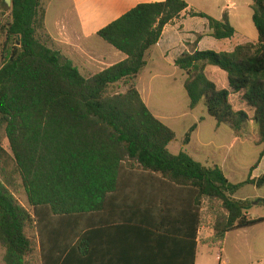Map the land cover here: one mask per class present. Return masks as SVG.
Here are the masks:
<instances>
[{
  "label": "trees",
  "instance_id": "1",
  "mask_svg": "<svg viewBox=\"0 0 264 264\" xmlns=\"http://www.w3.org/2000/svg\"><path fill=\"white\" fill-rule=\"evenodd\" d=\"M187 7L184 0L139 4L99 30L97 36L126 59L85 78L53 49L41 0H11L8 19L0 17V135L8 144L5 149L0 143L3 264H96L95 214L106 211L110 199L119 201L136 171L193 193L191 264L204 201L219 203L222 211L212 227L215 242L264 222V217L246 218L254 200L234 198L245 186L264 187V174L251 178L264 155V0L251 5L256 43L231 52L199 51L203 35L196 34L174 61L186 75L190 109L203 104L217 125L235 132L250 122L256 125V145L263 150L245 181L232 184L219 166H205L184 151L171 154L167 146L175 140L174 131L151 114L135 87L147 52ZM187 14L207 20L209 36L216 40L235 34L227 13L219 20ZM215 69L226 76L223 86ZM117 83H125L126 91L110 94ZM195 128L185 134L184 145ZM18 182L31 212L14 196ZM256 202L264 205V199ZM151 209L172 216L176 200L153 201ZM130 247L134 254L135 243ZM143 263L134 256V264Z\"/></svg>",
  "mask_w": 264,
  "mask_h": 264
},
{
  "label": "crops",
  "instance_id": "2",
  "mask_svg": "<svg viewBox=\"0 0 264 264\" xmlns=\"http://www.w3.org/2000/svg\"><path fill=\"white\" fill-rule=\"evenodd\" d=\"M163 1L165 0H41L45 10L44 26L53 41V49L71 62L85 78L126 59L123 53L104 41H99L97 36L99 30L139 4ZM184 1L187 3V10L164 27L157 44L147 52L146 66L135 79V87L151 114L174 131L175 140L167 146L171 154L184 151L205 166H219L229 182L238 184L248 178L250 168L258 160L263 148L260 149L257 158L248 164L247 152L242 149L241 131L235 132L228 127L230 133L227 134L222 129L224 124L217 125L207 114L206 109L203 111L201 109L199 117L193 116V120L185 124L184 113H193L202 108L201 104L190 109L186 92L182 95V98H187L184 101L186 108H180L175 97L156 100L152 80L156 73L168 68L172 75L180 76V83L183 86L186 75L174 66V61L187 49L186 43H194L196 34L203 35L197 44L199 51L231 52L237 45L256 43L258 37L255 28L252 27V3L246 0ZM190 11L204 13L216 20L221 19L223 13H227L229 23L235 30L234 36L222 40L210 37L207 20L188 16L187 13ZM118 84L120 83L115 85ZM125 91L126 89L122 93ZM194 124L196 128L191 134L190 141L184 145V136ZM178 126H182L179 134ZM219 132L225 133L226 137ZM262 173L264 174V155L252 171L251 178L256 179ZM242 175L245 177L244 180H239L238 177ZM261 189L264 187L258 189L254 186H245L234 195V198L239 201L263 199L250 194L252 190ZM243 190H247V194L238 195ZM169 198L176 200V213L168 216L152 212L153 201H166ZM189 202L193 206L192 192L170 188L151 176L136 171L122 188L119 201L115 198L110 199L106 211L95 214L96 264H134V256L143 259V264H191L194 225L193 216L188 213ZM246 218L253 217L247 212ZM201 236L203 228L198 224L194 264H200L201 246L215 248L219 252L216 257L219 264L230 263L229 259H222V254L226 252H230L233 258L248 253L253 261L262 260L261 257L264 259V222L250 228L228 232L217 245L209 241L201 245L203 240ZM133 242L134 254L130 253V244Z\"/></svg>",
  "mask_w": 264,
  "mask_h": 264
},
{
  "label": "rangeland",
  "instance_id": "3",
  "mask_svg": "<svg viewBox=\"0 0 264 264\" xmlns=\"http://www.w3.org/2000/svg\"><path fill=\"white\" fill-rule=\"evenodd\" d=\"M246 1H248L249 3H252V0H246ZM9 9H10V7L6 6L4 4L3 0H0V15H2L0 17H1L2 22H4L5 20L8 19ZM252 27L254 29L253 24H252ZM254 31H255V29H254ZM239 32H241V31H239ZM244 32H247V30H244ZM255 33H256V31H255ZM98 39H99V41H103L100 38H98ZM215 70L219 73L218 74L219 79L217 81V84L219 86H223V83H225V81H226V76H225V74H223L219 70H217V69H215ZM152 88H153V91L155 92L154 98H156V100H158V99L164 100V99H168L169 97H175V100L177 101L179 107L180 108H183V107L186 108V105H185L186 102H184V101H186L187 98H185V99L182 98V95H185V90L180 83V76L179 75H177V76L172 75V72L169 71L168 68H163V70H160V72L155 74V76L153 77V80H152ZM125 89H126L125 83H120L118 85L111 86L109 89V92H110V94L122 93ZM235 102H237V101L235 100ZM201 106H202V108L201 107L198 108L193 113H190V112L184 113V116H186L183 119L184 121H186L185 124H187L191 120H193V116L199 117L201 115V109H202V111L205 109V107L202 104H201ZM222 127H223L222 129H224V131L227 134L230 133L229 132L230 129L228 128V126L223 125ZM177 130H178L177 134H179L182 130V126H180V127L178 126ZM206 132H207V130H206ZM219 133L225 135V133H222V132H219ZM241 136L243 138L242 149L247 152V162H248V164H251V162H253L257 158L260 149L263 148L262 146L256 145V139H257L256 125L252 122L248 123L245 126V128L241 130ZM225 137H226V135H225ZM0 143L5 149L8 148L7 141L2 135H0ZM174 145H177V144H174ZM237 148H239V145H237ZM244 178H245L244 175H242L241 177H238L239 180H244ZM245 194H247V190L241 191L238 195H245ZM250 194H252V196H254V197L264 199V189L252 190V193H250ZM14 196H15L16 200L25 209H27L28 211L31 212V208L29 207L28 202H27L26 194H25L23 188L20 186L19 182H18L17 191L15 192ZM248 201L250 202L253 200H248ZM254 201H255V199H254ZM252 203H251V206L249 207V209L247 210L248 214L253 218L264 216V205L259 204L257 202H256V204H252ZM221 214H222V211H220V209H219V203H217V202L210 203L208 201H204L202 212H201V227L203 228V236H201L203 240L201 241V245L206 241L205 239H210L209 242L211 244H214V245H217L219 243V242H215L212 240L213 239L212 238V227L214 224L215 217L220 216ZM218 254H219V252L215 248H204L201 246V250H200V254H199V263L200 264H219L218 261L216 260V257ZM2 256H3V250L0 248V264H2ZM258 256H260V255H258ZM225 258L230 260L229 264H264V261H262L264 259L262 257H261L262 260L254 259L255 261H253V260H251V258H252L251 255H249L248 253H242V254L236 256L235 258H233L231 256L230 252H226L225 254H222V259H225ZM256 260H258L259 263Z\"/></svg>",
  "mask_w": 264,
  "mask_h": 264
},
{
  "label": "water",
  "instance_id": "4",
  "mask_svg": "<svg viewBox=\"0 0 264 264\" xmlns=\"http://www.w3.org/2000/svg\"><path fill=\"white\" fill-rule=\"evenodd\" d=\"M6 6L11 7V0H4Z\"/></svg>",
  "mask_w": 264,
  "mask_h": 264
}]
</instances>
